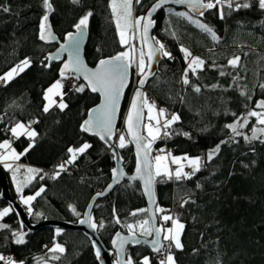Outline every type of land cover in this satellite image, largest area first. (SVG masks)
I'll return each instance as SVG.
<instances>
[{"label": "trees", "instance_id": "1", "mask_svg": "<svg viewBox=\"0 0 264 264\" xmlns=\"http://www.w3.org/2000/svg\"><path fill=\"white\" fill-rule=\"evenodd\" d=\"M155 2L141 0L136 4L133 0L135 15L143 16ZM51 3L54 10L49 22L61 41L75 30L74 25L82 16L92 13L84 50L88 66L94 67L102 59L127 51L128 46L120 43L112 0H79L75 4L72 0H51ZM0 5L10 9L8 12L0 9V75L25 58L31 60V66L24 72L10 82L1 81L2 86L0 83V141L13 139L9 129L19 122L27 125L35 121L31 128L37 133L34 141L21 136L12 143L21 153L30 143L33 147L13 165V169L22 166L20 174L15 173V180L13 170L3 169L10 195L21 209H27L23 213L30 224L45 220L76 224L92 197L109 184L114 168L111 151L97 138L81 131L87 113L98 104L99 97L87 88L83 92L67 90L63 96L66 109L55 107L43 112L45 91L61 77L59 65L49 64L45 59L56 46L44 45L39 39V23L44 15L42 0H0ZM169 8L173 13L187 12L164 6L155 16L153 37L165 45L173 59L163 57L145 91L158 109H165L166 116L176 113L180 120L166 130L170 136L162 135L156 140L153 154H160L163 149L173 155L202 158L201 170L191 179H155L157 207L184 225L180 235L182 247L172 246L169 250L176 264H264V143L259 140L248 143L240 136L230 139L233 134L225 127L264 99V89L259 87L264 83V11L253 2L252 8L231 12L224 19H220L216 9L208 10L201 18L194 17L216 31L220 37L217 43L194 24L169 13ZM181 46L206 61L197 75L189 73L191 83L201 87L200 93L182 83L187 61ZM233 56H240L239 68L228 66ZM220 71L226 75L221 76ZM233 77H239L238 81ZM241 91L246 95L242 96ZM129 95L130 90L122 105L118 129L122 128ZM250 120L248 127L242 129L248 136L256 123L254 118ZM184 132L190 133V138ZM85 142L92 147L78 156L75 163L66 164L67 171L53 179L57 166L69 159L68 148H77ZM217 145L220 151L209 161L207 154ZM118 151L123 168L132 173L135 165L132 148L127 145ZM27 168L41 171L30 182L24 181L22 193H18L13 182H23L22 171L26 174ZM41 187L45 190L31 202L29 213V206L20 205L19 198L32 196ZM185 200L189 202L181 206ZM69 205L79 215L73 214ZM6 207L8 204L0 200V210ZM138 209H146L140 186L128 181H122L106 198L95 203L91 218L97 223L103 221L104 226L96 230L106 248H110L114 234H129L127 224L148 218L147 213L131 215ZM160 216L157 213L159 225L164 223ZM0 224L9 225L0 229V255L15 259L18 264L21 261L23 264H98L95 249L79 232L60 230L57 234V229L43 228L27 234L15 211L0 220ZM169 225L170 222L165 226ZM13 232L24 233L25 243L16 244ZM164 242L166 252L169 242ZM55 244L62 245L65 252L49 251ZM53 255L60 259H52ZM127 256L137 264L146 256L151 264H157L144 245L129 246Z\"/></svg>", "mask_w": 264, "mask_h": 264}, {"label": "snow or ice", "instance_id": "2", "mask_svg": "<svg viewBox=\"0 0 264 264\" xmlns=\"http://www.w3.org/2000/svg\"><path fill=\"white\" fill-rule=\"evenodd\" d=\"M72 2L79 3V0H72ZM253 2L258 6L261 11H264V0H157L154 3L147 13L146 16H133V0H112L111 7L113 15L116 17V27L120 36V43L122 45H128L129 40L136 39V33H140V40L142 47L139 51V58L135 60L131 54L134 49L130 46L129 51L121 52L116 56L110 59H102L99 61V64L95 70L88 69L83 62L80 60L78 55V48L81 39L84 36L85 30L88 27L89 18L92 16L91 12L86 13L82 16L79 21L74 25L76 29L75 33H67L66 39L68 40V45H61V50H69V47L72 49L69 51V60L63 64V67L60 70L61 79L53 83L45 92L44 100L47 102L43 106V112L48 113L50 109L55 106L59 110L63 111L68 107L66 103L63 102V83L62 80L67 78V73L72 72L76 74V79H80V75H83V79L86 82L85 84L74 85V89L77 92H83L87 87L92 92H99L103 98V103L96 109H93L89 113V119L85 120L81 125V131L85 133H90L94 136H98L102 141L111 140L115 134L114 129V119L116 111L119 106V99L123 94L124 88L128 84V69L130 63H136L138 68V75L141 76L139 80V85L142 88L145 84L149 71L152 67V61L156 58L157 54L162 57H167L168 59H173L171 52L166 50V47L159 40H156L155 37H149V30L154 25L155 21L152 19V14L157 10L162 8L165 4L174 3L178 5H186L189 9L188 12H174L171 8L167 9L169 13H172L178 17H181L187 20L189 23L194 24L202 32L208 34L212 41L219 42L220 37L217 35L216 31L210 27L208 24L203 23L199 19H195L189 13H195L197 16H204L205 11L216 9L220 19H224L227 14L231 12H238L242 9H250L253 7ZM136 4H140L141 0H135ZM42 7L44 9V15L40 19L39 23V39L41 41L54 40L55 36L51 31V25L49 23V14L54 10L51 0H42ZM0 9L4 12H8L10 9L8 7H3L0 5ZM174 35V33H173ZM152 41L150 43L149 41ZM144 47H147V52L144 51ZM181 52L184 54V58L187 61V68L182 74V83L184 85H190L192 90L195 93L201 92V87L199 85H194L189 79V73L192 75H197L198 70H202L206 61L199 56H193L192 52L181 46ZM75 52V55H74ZM57 56H49L45 59L53 60L57 59ZM240 56H233L228 60V66L233 69L240 67ZM31 66L30 58H25L20 61L18 64L13 66L9 71L0 75V81L5 83L10 82L15 76L24 72L28 67ZM49 65H45L48 67ZM220 75L224 76L226 73L220 71ZM234 81H238L239 77H233ZM212 88L218 87V85H212ZM261 89H264V83L259 85ZM242 96L246 95L244 91L240 93ZM56 97H60V101L57 102ZM251 97H249L250 99ZM147 109V119L149 123L143 125L147 130V137H144L140 134V122L142 119L143 109ZM260 109V111H257ZM235 116V113L232 114ZM163 118V121H161ZM250 118L255 119V125L251 128V136L246 135L242 129L248 127L251 123ZM180 116L176 113L166 116L165 109H157L154 101H150L144 93H142L139 88L134 94V97L131 101L129 112L126 117V129L128 136L131 137V140L135 142L137 148V160H136V174L131 177L132 180H142L144 183V192L149 198L150 204L154 203L153 198V185L155 183L156 177H166L167 179H175L177 181L191 179L197 172L201 170L202 167V158L189 157L184 155L182 157L172 156L169 152L167 154H158L149 159L150 153L152 151V146L156 140L160 139L163 135L164 137L170 136L171 133L166 131L170 129L173 124L179 122ZM154 121V123H152ZM35 123V121L31 122ZM31 123H16L13 127L9 129L13 137L19 138L21 136H27L30 140L34 141L37 133L35 130L31 129ZM257 125L259 127H257ZM233 137L236 136L243 137V139L251 143L253 140H259L261 143H264V99H261L255 103V107L249 109L245 115L237 117L233 123L226 124ZM162 130H165L162 132ZM184 136L190 138V133H182ZM119 148H124L127 146L126 137L124 134H120L118 137ZM221 143H227V141H222ZM111 146V145H110ZM33 144L30 143L28 148L25 149L24 153H17L16 150L12 147V143L9 140H4L0 142V149L4 150L0 152V163L4 164V167L13 170V179H16L15 173L20 171L22 166H17L13 169V165L8 163V161H18L21 155H24ZM92 147L91 144L85 142L77 148H68V153L70 154L69 159L64 163L58 165V171L53 173L52 178L56 179L60 176L61 172L67 171L65 165L73 164L77 160L78 156L83 155L88 149ZM220 151V145H217L216 148L211 150L207 154V159L210 161L214 155L218 154ZM160 152H164L163 149ZM115 155V153H114ZM154 160V163L152 162ZM186 161V164L184 163ZM170 165H176L177 167L173 169ZM185 167L190 169V171H185ZM27 173L33 174L31 179L35 178V175L39 174L41 170L27 168ZM125 173L122 169L113 168L112 169V178L113 181L118 183ZM43 179V176H40ZM30 182V180L28 181ZM24 182H18L17 192L22 193ZM112 185L108 186L111 189ZM197 187H200L197 184ZM44 188L41 187L32 196H23L21 195L20 199L22 203L28 205L29 213L32 212L31 202L36 199L42 192ZM104 193H97V196H101ZM189 201H183V204L188 203ZM69 208L75 215H79L75 207L69 205ZM13 209L11 207H6L0 210V220H3L4 217L8 216ZM149 209H138L131 213L132 216L140 215L141 213H148ZM165 209L156 207L154 211L148 216V218L137 221L135 224H127L126 227L128 232L133 237L134 243H140L139 238L137 237V229H139L140 236H153L155 234L156 238L151 240V245L153 251L156 253H161L165 249V245L161 242L160 237L164 241H168V248H171L173 245L176 248H181L180 234L184 228V225L180 223L178 218H174L172 215H162L160 219L164 222L163 224L157 226L156 214L164 213ZM87 215V214H86ZM81 223H88L89 227L96 229L97 227H103V221L94 222L92 221L91 216H88L87 220H81ZM171 223V227H165V225ZM116 223L119 224V218L116 219ZM9 225L0 224V229H7ZM60 230L57 229V234ZM13 237H15L16 244L25 243L24 233L22 232H13ZM127 237H121L119 233L116 234V239L112 241L113 245L117 247V255L120 256L125 252L124 245L128 243ZM93 247L96 249V257L100 258V249L93 244ZM53 253L65 252V248L60 244H55L54 247L49 249ZM52 259L59 260L60 256L53 255ZM0 262L2 264H18L17 261L13 260L10 257H5L0 255ZM23 264V262H19ZM116 264H137V262L131 257L127 256L124 259H117ZM139 264H151V259L149 257H144ZM158 264H175L174 257L167 253L164 255V258L158 261Z\"/></svg>", "mask_w": 264, "mask_h": 264}, {"label": "water", "instance_id": "3", "mask_svg": "<svg viewBox=\"0 0 264 264\" xmlns=\"http://www.w3.org/2000/svg\"><path fill=\"white\" fill-rule=\"evenodd\" d=\"M164 6H171L173 8H177V9H184L187 12L189 11V9L187 8L186 5H178V4H174V3H168V4H165ZM151 7H152V5L150 6V8L147 10V12L143 16H146L147 15V13L151 9ZM160 10H161V8L160 9H157L152 14V19L153 20H154L155 16L159 13ZM207 11H205V14L207 13ZM50 14H49V16H50ZM189 14L192 15L193 17H195V18H201V16H197L195 13L190 12ZM154 29H155V23H154V25L149 30V34L148 35H149L150 38L153 37ZM51 31L53 33L52 27H51ZM75 32H76V29L72 33H75ZM53 35L55 36V39L54 40H51V39L50 40H47V41H41L40 40V42L43 43L44 45L56 46V49L49 56H57L58 55V58L57 59H53V60H48V63L49 64H51V63L58 64L59 65V75H60V70L63 67V64L69 60V51L72 50V49L69 47V50H63V51L61 50V45H68L69 44L68 40L66 39V36L67 35L64 37V39L62 41L59 40L54 33H53ZM87 40H88V30L86 29L85 30V33H84V36L81 39L80 44H79L78 55H79L80 60L83 62V64L88 69L95 70L97 68L99 62L94 67H90V66L87 65V63L85 61V58H84V50H85V47H86V44H87ZM140 42H141V40H140ZM149 42L152 43L151 39H150ZM141 47H142V44H141ZM144 51L147 52V47H144ZM74 55H75V52H74ZM108 59H110V58H108ZM162 59H163V57L160 56L159 54H157L156 58H154V60L151 62L152 63V67H151V69L149 71L148 78H147V80H146V82H145V84L143 85L142 88L139 85V80L141 79V76H139L138 79L134 80V75H133L132 68H131V65H130L129 66V69H128V84H127V87L124 88L123 94L121 95V97L119 99V106H118V109L116 111V115H115V119H114V129H115V133H116L117 128L119 126V120H120L122 105H123L125 96H126L127 92L131 89V91H132L131 92V95H130L131 97L129 99L128 106L126 108L125 116L122 119L123 120V127H122V129L125 132V135L127 137V140L129 142L130 147L132 148L133 155H134L135 165H134V170H133L132 173L128 174L125 171V169L123 168V162L121 160V157H120L118 148L115 146V144L113 142V137L115 136V134L113 135L112 139L109 140V141H107V143H106L105 141H102L98 136H94V135H92L90 133H85L84 132L86 135H88L90 137L97 138L101 143H103L111 151V154L114 157V160H113L114 168L122 169L123 172L125 173V176L118 183H116V182L113 181L112 171H111V180H110L109 184L106 186V188L102 192H100V193H104V194L101 195V196H97V194H95L92 197V199L90 200V202H89V204H88V206H87V208H86V210H85V212H84L83 217H82L81 220H87L88 219V216H91V212H92V209H93L95 203L97 201H99V200H102V199L106 198L113 191V189L117 185H119L122 181H128V182H131V183H136V184H138L140 186V189H141V192H142L144 201H145L146 209H149L150 210L147 213V217L157 207V200H156V194H155V183L153 185V198H154V203L150 204L149 198H148V196L144 192V183H143V181L142 180H139V179H136V180H132L131 179V177L136 174L135 170H136V160H137V155H136L137 148H136L135 142H133L131 140V137L128 136V134H127L126 117H127L128 112H129V108H130V105H131V101H132V99L134 97L135 92L139 88V90L142 93H145L146 86L153 79V77L157 74V72L159 70V66H160V64L162 62ZM66 75L67 76H74V77H76V74L75 73H72V72H69ZM133 80L136 82V84H134V85H132ZM78 81L81 82L82 84H85L86 83L84 81V79H83V75L82 74L80 75V79H78ZM87 90L91 94L97 95L99 97V102H98V104L96 106H94L93 108H91L89 110V112L87 113V116H86L85 120L89 119V113L93 109L98 108L103 103V98L101 97V95H100L99 92H95L94 93V92H92L88 88H87ZM144 117H145V112H144V109H143L142 119H141V122H140V134L142 136H144V134H143ZM155 147H156V141H155V143L152 146V151H151L150 156H149V159L150 160L152 159L153 149ZM114 153H115V155H114ZM110 184L112 185L111 189L108 188V186ZM0 189H1L0 200L5 201L8 204V206L11 207L13 209V211L16 212L17 217H18V220H19V223H20V225L23 228H25L27 234H32V233L36 232L37 230L43 229V228H50V229H59V230H64V231H76V232H79L88 241H90V243H91L92 246H93V244H95L96 247H98L100 249V258L97 259L98 264H116L117 259H124V258H126V250H127V248L129 246H140V245H144V246L147 247V249L149 250V252H150L151 255L154 256V255L159 254V253H156V252L153 251L152 245L150 243L151 240H153V239L156 238L155 234H153V236H150L149 238L141 237V236H138L137 235V237L140 240V243H134L133 242V237L131 236L130 233L129 234H125V233H122V232H118L121 237H127L128 238V241H129L128 243H126L124 245L125 252L123 254H121L120 256H118L117 255V247L114 246L113 243H112V241L114 239H116V234L117 233L114 234L113 237L111 238L110 248L108 249L101 242V240L99 238V235L97 233V230L89 227V224L88 223H81L80 222L81 220H79L76 224H71V223H66V222H59V221H54V220H45V221H43L41 223H38V224H30L29 220L27 219V217L23 213L21 207L11 197L10 191H9L8 179H7V176H6L5 171L3 170V168L1 166H0ZM155 222H156L157 226H159L158 220H157V214H156V220H155ZM160 239H161V242L165 245L166 243L163 241L162 236L160 237ZM95 251H96V249H95Z\"/></svg>", "mask_w": 264, "mask_h": 264}, {"label": "rangeland", "instance_id": "4", "mask_svg": "<svg viewBox=\"0 0 264 264\" xmlns=\"http://www.w3.org/2000/svg\"><path fill=\"white\" fill-rule=\"evenodd\" d=\"M133 16L134 17H138V16H136L135 15V13H134V11H133ZM115 19H116V17H115ZM118 30V29H117ZM118 34H119V32H118ZM119 39H120V36H119ZM126 46V45H125ZM128 46V49H127V51H129L130 50V46L134 49V51H132L131 52V54L133 55V57H134V59L135 60H138V58H139V51H140V49H141V42H140V33L139 32H137L136 33V39H134V40H132V39H130L129 40V44L127 45ZM130 65H131V68H132V72L134 73V80H136V79H138V76H140V75H138V68H137V64L136 63H130ZM133 80V82H132V85H134V84H136V82ZM56 82V81H55ZM54 82V83H55ZM0 83H1V81H0ZM67 90H71V89H65V88H63V92H65V91H67ZM46 92V91H45ZM131 89H130V95H131ZM145 96L150 100V101H153L151 98H150V95H149V93H147L146 91H145ZM129 95V99H130V96ZM56 100H57V102H59L60 101V97H56L55 98ZM129 99H128V102H129ZM64 102V101H63ZM47 102L45 101V104H46ZM44 104V105H45ZM127 106H128V104H127ZM157 107V106H156ZM55 108V106H53L50 110H52V109H54ZM127 108V107H126ZM157 109H158V107H157ZM144 112H145V119H144V125L145 124H147V123H149V121H148V119H147V109L145 108L144 109ZM161 121H163V118H161ZM19 123H21V122H19ZM152 123H154V121L152 122ZM14 126V125H13ZM12 126V127H13ZM257 127H259L258 125H257ZM144 128V127H143ZM32 129V128H31ZM33 130V129H32ZM144 131H145V137H147V130L144 128ZM163 131V130H162ZM120 134H124L125 135V132H124V130L122 129V128H117V131H116V133H115V136L113 137V142H114V144H115V146L116 145H118V137H119V135ZM12 135V134H11ZM24 137H26L28 140H30L27 136H24ZM125 137H126V135H125ZM13 139L15 140V139H17L16 137H13ZM126 142H127V145H129V142H128V140H127V137H126ZM12 147L14 148V146L12 145ZM117 147V146H116ZM117 148H119V147H117ZM15 149V148H14ZM16 150V149H15ZM4 150H2V149H0V152H3ZM16 152L17 153H21V152H18L17 150H16ZM167 153H169V152H166V150H164V152L163 153H160V154H167ZM170 153H171V151H170ZM159 153H154L153 155H152V158L153 157H155L156 155H158ZM172 154V153H171ZM172 156H178V157H182L181 155H173L172 154ZM18 161H8V163H11L12 165H14V164H16ZM153 163H154V160L152 161ZM185 164H186V161L184 162ZM0 165H1V167L3 168V169H5V170H7L8 168H6V167H4V164L3 163H0ZM173 169H175L177 166L176 165H170ZM185 171H190V169H187V167H185V169H184ZM19 174H20V171H19ZM22 174H23V176H21L22 178H24V180H23V182L24 181H29V180H31V177H32V174H30V173H24L23 171H22ZM15 185H14V187H16L17 185L16 184H18V182H13ZM25 183V182H24ZM27 196H31V195H27ZM27 196H25V197H27ZM19 203H20V205H22V206H28V205H25L24 203H22V201H21V199L19 198ZM166 212V211H165ZM165 212L164 213H161L162 215H165ZM161 217V216H160ZM165 227H171V223H170V225L169 226H165ZM137 235L139 236V229H137ZM181 235V234H180ZM141 237H149V236H141ZM179 239H180V237H179ZM180 242H181V240H180ZM174 246V245H173ZM167 253H170L173 257H174V255H173V253H172V251L171 250H169V248H168V250L166 251V254ZM174 262H175V258H174ZM175 264H176V262H175Z\"/></svg>", "mask_w": 264, "mask_h": 264}, {"label": "built area", "instance_id": "5", "mask_svg": "<svg viewBox=\"0 0 264 264\" xmlns=\"http://www.w3.org/2000/svg\"><path fill=\"white\" fill-rule=\"evenodd\" d=\"M61 79V78H60ZM62 83H63V85H64V87L63 88H65V89H74V85H78V80L76 79V77H74V76H67V78L66 79H64V80H62ZM3 85V83H1V86ZM150 98L152 99V97L150 96ZM153 100V99H152ZM9 141H11V143H13V141H14V139H10ZM1 142V141H0ZM26 208H23L22 209V211L23 212H26ZM161 214V213H160ZM166 254V252H161V253H159V254H157V255H154V259H155V261H156V263L158 264V261L160 260V259H162V258H164V255ZM13 260H15V259H13ZM16 261V260H15Z\"/></svg>", "mask_w": 264, "mask_h": 264}]
</instances>
